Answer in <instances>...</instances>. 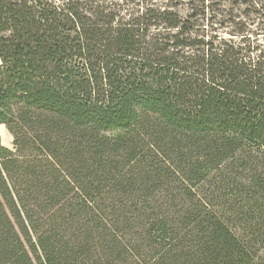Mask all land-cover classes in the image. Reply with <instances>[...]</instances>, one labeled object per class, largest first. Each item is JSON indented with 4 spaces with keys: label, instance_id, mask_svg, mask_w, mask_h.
<instances>
[{
    "label": "trees",
    "instance_id": "obj_1",
    "mask_svg": "<svg viewBox=\"0 0 264 264\" xmlns=\"http://www.w3.org/2000/svg\"><path fill=\"white\" fill-rule=\"evenodd\" d=\"M264 0H0V264H264Z\"/></svg>",
    "mask_w": 264,
    "mask_h": 264
},
{
    "label": "rangeland",
    "instance_id": "obj_2",
    "mask_svg": "<svg viewBox=\"0 0 264 264\" xmlns=\"http://www.w3.org/2000/svg\"><path fill=\"white\" fill-rule=\"evenodd\" d=\"M254 20L253 29H257L264 34V18L257 17ZM0 144L9 148L12 147V137L2 125H0Z\"/></svg>",
    "mask_w": 264,
    "mask_h": 264
}]
</instances>
